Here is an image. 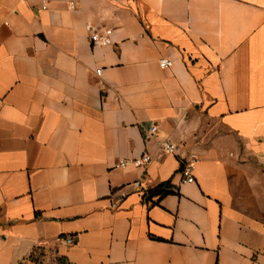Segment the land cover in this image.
Masks as SVG:
<instances>
[{
	"label": "crops",
	"instance_id": "1",
	"mask_svg": "<svg viewBox=\"0 0 264 264\" xmlns=\"http://www.w3.org/2000/svg\"><path fill=\"white\" fill-rule=\"evenodd\" d=\"M37 250L264 264V0H0V264Z\"/></svg>",
	"mask_w": 264,
	"mask_h": 264
},
{
	"label": "built area",
	"instance_id": "2",
	"mask_svg": "<svg viewBox=\"0 0 264 264\" xmlns=\"http://www.w3.org/2000/svg\"><path fill=\"white\" fill-rule=\"evenodd\" d=\"M75 8V4L71 5V9ZM113 32L112 30L105 31L104 34H101L100 32L96 30H92L90 34V42L93 47H104L111 44L110 37L112 36ZM173 60L170 58H161L159 60V66L162 69H170L173 67ZM96 74L98 76H101V70H97ZM157 132L156 127H152L150 130V134L154 135ZM162 149L164 153L167 154H176L178 148L176 145L172 144L171 142H163ZM151 157L149 155H144L142 158L138 160H134V165L139 168H146L147 165L151 162ZM197 161V157L195 155H190L188 158L183 159V164L181 168V176H182V183L184 184H195L196 178L194 176V167L195 163ZM128 162L122 161L120 163L121 167H127ZM139 185V184H137ZM66 242L70 245L77 244L78 240L74 236H70L66 238Z\"/></svg>",
	"mask_w": 264,
	"mask_h": 264
},
{
	"label": "rangeland",
	"instance_id": "3",
	"mask_svg": "<svg viewBox=\"0 0 264 264\" xmlns=\"http://www.w3.org/2000/svg\"><path fill=\"white\" fill-rule=\"evenodd\" d=\"M33 259L37 261L38 264H59L62 258L55 254L47 255L45 252L39 250L34 254Z\"/></svg>",
	"mask_w": 264,
	"mask_h": 264
},
{
	"label": "trees",
	"instance_id": "4",
	"mask_svg": "<svg viewBox=\"0 0 264 264\" xmlns=\"http://www.w3.org/2000/svg\"><path fill=\"white\" fill-rule=\"evenodd\" d=\"M170 188V184H163L160 188H159V190H157V192H159L160 194L159 195H165V194H167L169 191H168V189ZM37 251H39V250H37ZM36 251V252H37ZM35 252V253H36ZM33 257H34V254L32 255V257H31V261L33 262V263H36V264H38L37 263V261H35L34 259H33ZM59 264H72V263H70L69 262V260L68 259H66V258H62L60 261H59Z\"/></svg>",
	"mask_w": 264,
	"mask_h": 264
}]
</instances>
